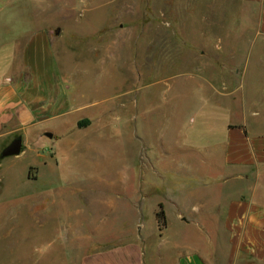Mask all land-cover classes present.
<instances>
[{
	"label": "rangeland",
	"instance_id": "374dc122",
	"mask_svg": "<svg viewBox=\"0 0 264 264\" xmlns=\"http://www.w3.org/2000/svg\"><path fill=\"white\" fill-rule=\"evenodd\" d=\"M259 21L246 0H0V79L28 77L23 48L46 30L74 106L54 122L53 143L25 152L23 140L6 157L12 141L0 144V264H70L74 223L90 235L84 248L100 233L108 244L138 239L158 264L157 236L138 227L150 234L168 197L167 264L192 248L207 264H264L235 255L223 225L231 195L264 205V165L221 181L233 171L229 129L264 137ZM204 204L215 225L178 226V206L198 215Z\"/></svg>",
	"mask_w": 264,
	"mask_h": 264
},
{
	"label": "crops",
	"instance_id": "0c3cea01",
	"mask_svg": "<svg viewBox=\"0 0 264 264\" xmlns=\"http://www.w3.org/2000/svg\"><path fill=\"white\" fill-rule=\"evenodd\" d=\"M246 1L258 6L260 29L264 34V0ZM54 53L48 32L38 30L29 36L23 48V62L30 73L28 77H19L17 80L0 79V144H8L15 138L22 137L24 145L27 147L25 152L32 146H34V150L36 147L42 148L47 143H53L51 140L56 138L53 133L58 134L54 122L60 118H66L74 112V106L68 99L66 87H63L57 79L59 67L56 64ZM229 131L230 136L226 144L225 156L227 167L233 171L229 175L221 177V181L226 185L230 179L237 180V183L249 180L248 171H250L251 164L261 163L262 166L264 165V137L251 138L244 127L230 128ZM50 133L52 136L49 135ZM41 158L46 159L44 164H51L47 155L43 154ZM36 163H39L37 157L34 165H40H36ZM239 167L241 169L235 172ZM263 174L260 172L258 176ZM237 190L241 194L244 189L237 188ZM237 190L227 189L230 193ZM234 195L230 196L232 198L228 202L227 210H225L226 217L223 220V225L229 233L230 249L235 255L246 254L254 259L264 260V205L246 198L243 194ZM163 199L167 226L162 233L157 231L156 210L152 213L155 216V227L150 231V234L145 233L146 225L141 224L142 235L157 236L159 246L155 248L154 257H157L158 264H167L166 260H170L167 255L169 249L166 235L169 223L166 202L176 204L169 197ZM141 206L142 204L140 207L137 206L138 209ZM178 207L177 223L180 227L190 225L189 223H194L195 220V223L201 220L211 226L217 223L214 221L216 220L215 211L209 204H204L198 215L190 213L182 206ZM77 225L82 228L76 227ZM83 226L80 223L73 225L76 235L71 237L74 245L70 252V264H146L148 258L152 256L148 255L145 242L134 239L121 244H108V240L106 237H102L101 233L95 241L99 244L98 246L90 249V245H88V248H84L87 245L86 242L91 239ZM86 237L89 238L87 241H85ZM82 246L83 249H81ZM64 253L62 250V255ZM172 264H207V262L200 250L192 248L175 258Z\"/></svg>",
	"mask_w": 264,
	"mask_h": 264
},
{
	"label": "water",
	"instance_id": "95a60500",
	"mask_svg": "<svg viewBox=\"0 0 264 264\" xmlns=\"http://www.w3.org/2000/svg\"><path fill=\"white\" fill-rule=\"evenodd\" d=\"M49 135H51V133ZM22 147H23V139H22V137H17L8 146H6L3 149L1 156L6 157V156H11V155H19L22 152ZM141 229H142V227L139 226L138 227V235L140 238L142 236L141 235Z\"/></svg>",
	"mask_w": 264,
	"mask_h": 264
},
{
	"label": "trees",
	"instance_id": "16d2710c",
	"mask_svg": "<svg viewBox=\"0 0 264 264\" xmlns=\"http://www.w3.org/2000/svg\"><path fill=\"white\" fill-rule=\"evenodd\" d=\"M89 122H90L89 119H84V120H81L79 122V125L84 126V125L88 124ZM159 206H160V210L156 212V217H157L159 223L166 224V214H165V210H164V205H163V203H160Z\"/></svg>",
	"mask_w": 264,
	"mask_h": 264
}]
</instances>
